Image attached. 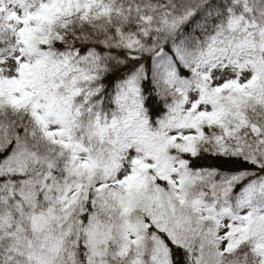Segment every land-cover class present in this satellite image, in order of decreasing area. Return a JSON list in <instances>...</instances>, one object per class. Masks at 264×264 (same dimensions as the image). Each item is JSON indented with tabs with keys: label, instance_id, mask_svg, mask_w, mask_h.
Instances as JSON below:
<instances>
[{
	"label": "snow or ice",
	"instance_id": "snow-or-ice-1",
	"mask_svg": "<svg viewBox=\"0 0 264 264\" xmlns=\"http://www.w3.org/2000/svg\"><path fill=\"white\" fill-rule=\"evenodd\" d=\"M0 264H264V0H0Z\"/></svg>",
	"mask_w": 264,
	"mask_h": 264
},
{
	"label": "trees",
	"instance_id": "trees-1",
	"mask_svg": "<svg viewBox=\"0 0 264 264\" xmlns=\"http://www.w3.org/2000/svg\"><path fill=\"white\" fill-rule=\"evenodd\" d=\"M202 163H204V162L202 161ZM208 163H211V161H208Z\"/></svg>",
	"mask_w": 264,
	"mask_h": 264
}]
</instances>
